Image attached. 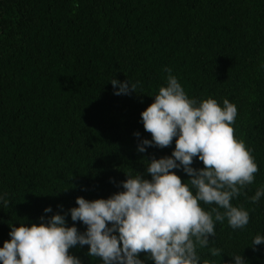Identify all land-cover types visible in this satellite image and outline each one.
Here are the masks:
<instances>
[{
    "label": "trees",
    "instance_id": "obj_1",
    "mask_svg": "<svg viewBox=\"0 0 264 264\" xmlns=\"http://www.w3.org/2000/svg\"><path fill=\"white\" fill-rule=\"evenodd\" d=\"M166 67L190 98L237 106L234 135L259 167L232 200L249 212L248 225L216 222L198 255L207 264L232 254L264 264V244L249 245L264 235V198L250 200L264 187V0H0V194L9 200L0 205V247L10 224L56 213L83 232L69 211L77 197L108 198L123 190L126 173L151 178L148 161L175 148L174 138L169 147L138 151L151 139L141 112L166 84ZM114 78L137 92L115 95ZM193 167L204 165L194 158ZM213 247L222 256L213 257ZM88 248L69 251L82 264H102ZM140 258L155 264L145 253Z\"/></svg>",
    "mask_w": 264,
    "mask_h": 264
},
{
    "label": "clouds",
    "instance_id": "obj_2",
    "mask_svg": "<svg viewBox=\"0 0 264 264\" xmlns=\"http://www.w3.org/2000/svg\"><path fill=\"white\" fill-rule=\"evenodd\" d=\"M164 71L166 84L141 112L151 139L144 138L138 151L169 147L175 138L171 155L147 160L150 179L144 173H126L127 179L120 182L123 190L108 198L77 197V206L69 211L73 222L86 226L83 232L75 223L68 226L61 213L42 216L40 223L10 224V239L0 247V264H82L69 250L85 245L86 254L102 264H145L141 253L155 264H207L197 248L208 247L209 237L216 235V222L227 219L234 230L248 225L249 212L232 200L255 182L259 167L245 142L234 135L237 106L227 98L222 104L211 96L190 98L172 69ZM110 82L115 95L137 92L128 80ZM194 158L204 167H193ZM176 169L188 179L182 181ZM261 198L264 187L250 200L256 204ZM8 203L7 193L0 194V205ZM202 205L215 206L205 210ZM44 212L51 213V206ZM262 244L264 235H256L249 245L255 251ZM210 253L222 256L215 247ZM228 256L232 259L224 264H249L242 254Z\"/></svg>",
    "mask_w": 264,
    "mask_h": 264
}]
</instances>
